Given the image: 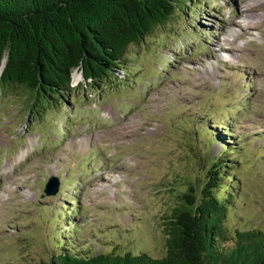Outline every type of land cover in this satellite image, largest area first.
<instances>
[{
  "label": "rangeland",
  "instance_id": "374dc122",
  "mask_svg": "<svg viewBox=\"0 0 264 264\" xmlns=\"http://www.w3.org/2000/svg\"><path fill=\"white\" fill-rule=\"evenodd\" d=\"M117 67L97 86L79 76L38 116L20 87L0 94V264L159 258L164 218L214 159L219 245L264 229V0H176Z\"/></svg>",
  "mask_w": 264,
  "mask_h": 264
},
{
  "label": "trees",
  "instance_id": "16d2710c",
  "mask_svg": "<svg viewBox=\"0 0 264 264\" xmlns=\"http://www.w3.org/2000/svg\"><path fill=\"white\" fill-rule=\"evenodd\" d=\"M176 0H0V94L20 87L26 110L52 107L72 84L73 69L85 84L117 69L127 45L137 43L171 16ZM71 73V77H70ZM216 159L197 192L190 186L162 222L164 254L57 253L33 264H264V229L235 230L232 244L222 226L228 204Z\"/></svg>",
  "mask_w": 264,
  "mask_h": 264
},
{
  "label": "water",
  "instance_id": "95a60500",
  "mask_svg": "<svg viewBox=\"0 0 264 264\" xmlns=\"http://www.w3.org/2000/svg\"><path fill=\"white\" fill-rule=\"evenodd\" d=\"M2 65H3V60L0 64V70H1ZM75 70L76 69H73V71H75ZM77 72H78L79 76L82 78L81 69ZM70 77H71V73H70ZM57 187H58L57 178L53 175H50L47 177V179L44 182L42 192L44 193V195H54L57 191Z\"/></svg>",
  "mask_w": 264,
  "mask_h": 264
},
{
  "label": "bare ground",
  "instance_id": "6f19581e",
  "mask_svg": "<svg viewBox=\"0 0 264 264\" xmlns=\"http://www.w3.org/2000/svg\"><path fill=\"white\" fill-rule=\"evenodd\" d=\"M78 77L79 75L77 74V72H72V83H76L78 80Z\"/></svg>",
  "mask_w": 264,
  "mask_h": 264
},
{
  "label": "clouds",
  "instance_id": "9594fccd",
  "mask_svg": "<svg viewBox=\"0 0 264 264\" xmlns=\"http://www.w3.org/2000/svg\"><path fill=\"white\" fill-rule=\"evenodd\" d=\"M44 185V184H43ZM43 189V188H42Z\"/></svg>",
  "mask_w": 264,
  "mask_h": 264
}]
</instances>
